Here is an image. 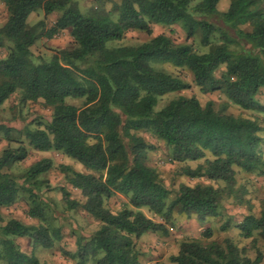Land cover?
Wrapping results in <instances>:
<instances>
[{"label": "trees", "instance_id": "16d2710c", "mask_svg": "<svg viewBox=\"0 0 264 264\" xmlns=\"http://www.w3.org/2000/svg\"><path fill=\"white\" fill-rule=\"evenodd\" d=\"M194 1L121 0L118 19L113 21L104 10L82 14L74 0H0L8 15L0 27V49L8 44L6 57L0 59V106L17 92L21 103L41 100L52 113L43 129L22 130L28 146L37 153H62L97 173L59 166L67 184L84 200L78 204L62 190L67 209L80 207L99 223L88 239L77 240L74 253L66 254L75 264H141L136 241L146 233L166 235L174 211L193 215L202 223L220 215L225 198L246 204L235 168L264 178L259 136L263 121L225 115L215 110L213 102L201 105L194 97H177L155 111L162 97L190 88L181 78L155 68L156 64L186 69L201 92L221 91L242 110L260 109L256 96L264 88V0H228V10L220 16L225 28L210 22L218 16L221 0H198L193 5ZM39 10L45 16L57 14L49 30L43 22L28 25L29 16ZM152 25H179L187 40L199 36L200 45L209 49L199 53L164 34L135 46H108L129 31L151 36ZM66 30L74 47L48 61H35L31 47L43 36L52 38ZM215 37L219 44H212ZM234 45L242 49L232 50ZM69 98L83 100L82 106L66 104ZM142 130L152 132L170 149L173 162L203 160L194 168L184 166L183 176L222 186L181 184L169 200L170 191L147 165V153L154 147L136 135ZM1 133L11 141V130L0 124ZM27 156L22 142L0 156V208H10L23 193L27 216L39 222L27 225L10 219L0 226V262L4 264H41L34 250L51 249L61 239L60 229L47 222L51 209L42 197L51 188L40 177L53 168L52 161L41 159L20 177L7 172ZM116 194L127 198L135 211L123 207L112 213L106 201ZM143 208L164 223L146 217L140 211ZM238 229L253 243L255 235L264 240V211L259 217L246 216ZM203 236L210 239L212 233L207 230ZM16 238L28 239L32 253L20 251ZM262 258L256 251L254 259H249L228 240L224 246L184 240L169 262L260 264Z\"/></svg>", "mask_w": 264, "mask_h": 264}, {"label": "rangeland", "instance_id": "374dc122", "mask_svg": "<svg viewBox=\"0 0 264 264\" xmlns=\"http://www.w3.org/2000/svg\"><path fill=\"white\" fill-rule=\"evenodd\" d=\"M79 6L82 14H86L91 10H104L111 14L112 20L118 19V7L121 0H74ZM198 0H195L194 5ZM229 1L221 0L217 5L218 16L211 19L210 22L220 28H225L220 20V16L228 10ZM264 9V3H263ZM7 11L3 3L0 2V27H2L7 20ZM57 19V14L53 13L45 16L39 10L31 14L27 20L29 26H33L38 22H43L45 30H49ZM152 35L148 36L145 33L137 31L126 32L122 40L118 42L109 43V47L118 46H135L149 41L152 37L164 34L169 36L176 44H188L199 52L204 53L208 51V47H202L199 43V36L190 40L186 39V34L179 25L162 26L152 25ZM248 31L249 28L245 27ZM233 37V32H230ZM220 39L215 37L212 44H219ZM246 49L244 43L241 44ZM74 47L69 31H62L52 38L46 36L41 37L32 47L31 52L35 61H48L57 52L62 50H71ZM242 47L232 46L231 49L240 51ZM8 52V44L0 49V59L6 57ZM155 68L162 70L172 76L181 78L184 82L190 85V88L177 93H171L162 97L155 111L160 110L168 102L177 97H194L201 105L211 101L214 104L216 111L225 115H232L234 117H242L251 120H261L264 123V88H262L256 100L260 109L253 111H245L239 107L228 102L227 98L221 91L203 93L192 82V77L186 69H178L169 64H156ZM224 67H221L216 73L217 78L220 77ZM83 100L80 99H66V104L73 105L77 108L82 106ZM52 109L47 107L41 100L35 103H21L19 101V93L13 94L8 100L0 106V124L11 130V141H8L3 133L0 134V156L3 150L7 148L15 149L20 142L27 148V158L7 170L8 173L20 177L27 169L35 162L41 159H50L53 163V168L40 178L48 182L51 188L44 192L42 197L50 206V213L47 216V222L50 226L58 227L61 233L60 241H56L53 248L44 249L38 247L34 250V255L41 264H75L66 254H72L76 251V242L80 238L88 239L99 227V223L92 217L87 215L80 207L73 210L67 209L63 199L62 190L70 195V199L82 204L84 202L80 193L71 188L65 179L64 173L59 170V166H68L76 172L84 174L97 175L93 171L85 169L82 165L72 160L59 152H34L29 146L28 142L22 134V130L26 127L33 129L40 127L43 129L51 116ZM136 135L143 138L147 144H150L154 149L147 153V165L153 168L159 175L160 180L164 186L170 191L169 200L175 196L178 187L183 184L194 187L196 185H211L214 188L222 186V184L210 182L205 178L189 179L181 174V169L184 166L194 168L199 162L177 163L171 160L170 149L159 140L152 132L142 130L136 132ZM263 140L261 144V151L264 158V129L259 133ZM206 158H210L207 153ZM237 187L244 191V200L246 204L239 205L230 198H225L222 201L220 215L216 218H208L204 222H197L193 215L186 216L177 211L172 213L170 225L167 226L168 233L161 235L159 233H146L136 241V247L140 254L141 264H171L169 257L176 255L179 249V243L184 240H198L202 244L215 242L224 246V241L228 240L233 243L246 257H255L256 251H259L264 257V240L257 235L251 239H244L240 235L238 226L243 219L252 215L259 217L260 213L264 211V178L256 173H246L240 169L235 168ZM106 207L112 212L117 213L123 207L135 211L128 206V200L122 195L116 194L106 201ZM27 196L21 193L13 206L10 208H0V226L4 225L10 219H18L20 222L27 225H37V220L31 219L27 216ZM146 217L152 219L157 223H164L163 220L150 213L147 209L140 210ZM210 230L212 236L206 239L204 232ZM20 251L29 255L32 253L31 242L26 238H16ZM0 264H4L0 262ZM89 264H94L90 262ZM264 264V263H262Z\"/></svg>", "mask_w": 264, "mask_h": 264}, {"label": "crops", "instance_id": "0c3cea01", "mask_svg": "<svg viewBox=\"0 0 264 264\" xmlns=\"http://www.w3.org/2000/svg\"><path fill=\"white\" fill-rule=\"evenodd\" d=\"M17 220H18V219H17ZM262 257H263V256H262ZM248 258L251 259V260L254 259V257H250V256H249ZM262 263H264V257L262 258V261H261L260 264H262Z\"/></svg>", "mask_w": 264, "mask_h": 264}]
</instances>
